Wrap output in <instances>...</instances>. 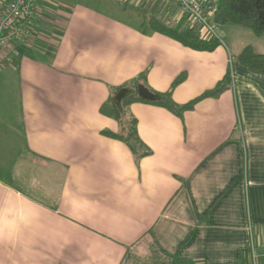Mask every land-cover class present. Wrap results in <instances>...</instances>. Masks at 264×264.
I'll return each mask as SVG.
<instances>
[{"label": "crops", "instance_id": "crops-1", "mask_svg": "<svg viewBox=\"0 0 264 264\" xmlns=\"http://www.w3.org/2000/svg\"><path fill=\"white\" fill-rule=\"evenodd\" d=\"M38 8L0 72V264H264V74L237 59L264 54V36L227 24L214 50L190 49L151 27H194L171 0ZM229 69L182 117L129 106L141 160L104 135L121 130L101 112L117 88L145 76L165 93L184 76L183 105Z\"/></svg>", "mask_w": 264, "mask_h": 264}, {"label": "trees", "instance_id": "trees-1", "mask_svg": "<svg viewBox=\"0 0 264 264\" xmlns=\"http://www.w3.org/2000/svg\"><path fill=\"white\" fill-rule=\"evenodd\" d=\"M215 23L218 26L227 24H236L251 30L257 36H264V0H220L218 11L215 15ZM151 27L163 35L178 41L185 47L198 51H212L219 45V40L206 41L202 39L201 33L197 27L177 30L171 25L162 24L156 20H151ZM237 59L247 68L254 72L264 74V54L258 53L251 46H246L237 56ZM232 70L229 69L226 77L218 84L216 89L208 91L202 96L192 100L187 104H176L172 99L174 89L182 83L184 76L178 77L171 86V89L165 93H158L148 88L145 76L130 86L117 88L107 103H105L101 112L116 120L121 130L119 133L104 132V135L116 140L125 142L133 152L137 161L151 154L149 148L144 144L138 135L137 119L128 113V108L133 103H147L164 107L178 117H182L187 111L193 110L202 100L219 96L232 84ZM143 84L158 96L157 101H147L139 97L138 85ZM127 89V93L122 99L120 105L115 104V96L121 89ZM178 264L182 263L177 259Z\"/></svg>", "mask_w": 264, "mask_h": 264}, {"label": "built area", "instance_id": "built-area-1", "mask_svg": "<svg viewBox=\"0 0 264 264\" xmlns=\"http://www.w3.org/2000/svg\"><path fill=\"white\" fill-rule=\"evenodd\" d=\"M40 0H8L0 12V71L12 62L14 45L28 44L34 34ZM197 27L204 40L221 39L215 15L220 0H171Z\"/></svg>", "mask_w": 264, "mask_h": 264}, {"label": "water", "instance_id": "water-1", "mask_svg": "<svg viewBox=\"0 0 264 264\" xmlns=\"http://www.w3.org/2000/svg\"><path fill=\"white\" fill-rule=\"evenodd\" d=\"M126 93H127V89L125 88L121 89L118 92V94L115 96V99H114L115 104L120 105ZM138 94H139V97L147 101H157L158 100V96L155 93H153L151 90H149L143 84L138 85Z\"/></svg>", "mask_w": 264, "mask_h": 264}, {"label": "rangeland", "instance_id": "rangeland-1", "mask_svg": "<svg viewBox=\"0 0 264 264\" xmlns=\"http://www.w3.org/2000/svg\"><path fill=\"white\" fill-rule=\"evenodd\" d=\"M96 6H101V4H98V3H94ZM246 30V29H245ZM222 39H224V38H222ZM1 72V71H0Z\"/></svg>", "mask_w": 264, "mask_h": 264}]
</instances>
